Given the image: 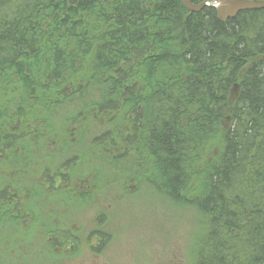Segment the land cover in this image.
I'll return each instance as SVG.
<instances>
[{"label": "trees", "instance_id": "obj_1", "mask_svg": "<svg viewBox=\"0 0 264 264\" xmlns=\"http://www.w3.org/2000/svg\"><path fill=\"white\" fill-rule=\"evenodd\" d=\"M80 138L115 182L199 214L187 264H264V9L222 21L179 0H0V246L5 226L41 223L38 168L75 192ZM54 225L48 247L91 244Z\"/></svg>", "mask_w": 264, "mask_h": 264}, {"label": "rangeland", "instance_id": "obj_2", "mask_svg": "<svg viewBox=\"0 0 264 264\" xmlns=\"http://www.w3.org/2000/svg\"><path fill=\"white\" fill-rule=\"evenodd\" d=\"M74 139L75 136L71 141ZM90 139L87 137L85 142L89 143ZM80 141L81 145L75 149L85 154L83 158L89 162L85 159L88 163L75 166L79 172L78 181L72 186L75 192L66 190V183L61 184L58 178L48 179L42 168H38L29 183H34L32 188L37 194L47 193L27 202L37 207L31 223L34 226L41 223L36 226V231L23 230L24 233L7 226L2 228L4 240L0 246V264H187L188 250L200 228L199 214L191 208L173 206L147 184H136L133 178L115 182L117 171L97 152L100 147L95 151L93 145L83 143L81 138ZM54 150L57 149L49 147L47 152ZM113 157L116 155L107 159ZM53 164L57 163L51 162L50 158L43 161V165L50 169H54ZM89 164L96 167V172L88 168ZM130 167L127 161H122L115 169L128 174ZM82 181L87 187L94 185L97 188L90 191ZM25 182L27 178L18 181L20 186ZM82 190L89 191L87 197H81ZM7 216L4 214L5 218ZM28 220L30 218L26 217L22 221L23 227L26 221L30 222ZM50 222L59 230L72 231L82 239L90 237L91 244L84 240L78 252L48 247L40 240L50 236L44 230L45 227L48 229ZM95 230L109 234L104 245L100 246Z\"/></svg>", "mask_w": 264, "mask_h": 264}, {"label": "water", "instance_id": "obj_3", "mask_svg": "<svg viewBox=\"0 0 264 264\" xmlns=\"http://www.w3.org/2000/svg\"><path fill=\"white\" fill-rule=\"evenodd\" d=\"M179 1L192 12H197L204 6H212L222 21L233 18L245 10L264 9V0H214L213 3L201 2L200 4H193L189 0Z\"/></svg>", "mask_w": 264, "mask_h": 264}, {"label": "bare ground", "instance_id": "obj_4", "mask_svg": "<svg viewBox=\"0 0 264 264\" xmlns=\"http://www.w3.org/2000/svg\"><path fill=\"white\" fill-rule=\"evenodd\" d=\"M190 1V0H189ZM213 1L214 0H212V1H202V2H209V3H213ZM191 2V1H190ZM182 3V2H181ZM191 3H193V2H191ZM201 2H199V3H196V4H200ZM183 4V3H182ZM193 4H195V3H193ZM205 7V6H204ZM207 7H212V6H207ZM212 8H214V7H212ZM188 9V8H187ZM215 9V8H214ZM189 10V9H188ZM216 10V9H215ZM190 11V10H189ZM200 11V10H199ZM192 12V11H191ZM198 12V11H197ZM216 14H217V12H216ZM218 17V16H217ZM225 21V20H224ZM102 236V235H101ZM100 237V236H99ZM100 239V238H99Z\"/></svg>", "mask_w": 264, "mask_h": 264}]
</instances>
